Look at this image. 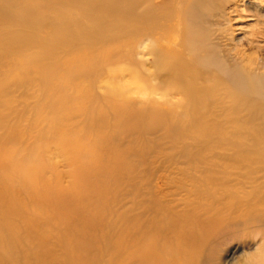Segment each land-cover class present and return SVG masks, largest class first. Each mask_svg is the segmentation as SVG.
I'll list each match as a JSON object with an SVG mask.
<instances>
[{
    "label": "bare ground",
    "instance_id": "6f19581e",
    "mask_svg": "<svg viewBox=\"0 0 264 264\" xmlns=\"http://www.w3.org/2000/svg\"><path fill=\"white\" fill-rule=\"evenodd\" d=\"M3 1L12 4L17 0ZM42 1L45 7L47 4L50 7V1ZM137 2L136 34L140 39L137 53L142 61H146V54H150L153 61L160 60L157 62V71L148 78L142 69L136 72L128 70L127 74L136 80L133 92L138 93V102L101 97L92 102L86 113L92 121L102 124L113 120L114 116L116 127L124 128L132 122L137 126L136 131L132 132L136 137L143 133L153 134L159 129L165 132L172 127L185 133L191 131V143L186 150L184 146L181 152L184 155L185 151L188 152L193 163L204 165L200 170L208 173L203 174L206 179L210 177L213 183H232L209 176V173L215 172V167L208 157L211 155L207 156L204 152L209 146L214 148L209 138L216 129V123L211 126L199 124L211 116V109L217 107L225 112L221 114L222 117L233 121L234 137L242 144L245 143L243 137L249 136L257 141L264 136V124L260 123L264 122V0ZM162 9L165 12L159 14ZM35 10L30 6L25 12L31 15ZM146 10L150 13L149 18ZM4 15L6 10L0 5V18ZM13 17L16 18L15 15L10 18ZM131 56L133 58V54H129L128 58ZM164 85L181 91L183 97L180 103L185 107L182 113L161 109L149 99V95L155 94ZM3 91L1 84L0 96ZM89 94H92L90 90H76L75 94L70 92L62 99L57 98L60 101L56 104L49 98L43 108L55 115L46 119L47 122L42 125L40 138L45 143L56 140L62 148L76 140L78 136L75 133L69 137H57V134L66 132L65 126L70 122L59 114L66 111L71 103L81 102ZM2 99L6 100L0 98V107L5 109L8 102ZM227 105L232 106L233 111L228 110ZM7 109L3 113L0 109V127L8 123L12 116L10 113L16 112L14 108L10 112ZM72 112L73 116L78 115L77 111ZM188 118L197 124L187 125L182 122ZM17 129L15 127L4 131L0 141L17 140ZM136 137L129 135L124 138L116 131L112 134L96 133L93 140L85 145L87 155L82 161L76 159L82 150L75 149L68 155L69 160H75L69 186H59L55 177L49 181L59 188V194L53 200H39L34 193L26 194L30 199L28 205L33 204L30 211L22 210L19 206V203L25 202L26 197L20 196L16 185H8L11 184L9 165L1 159L0 168L5 173L0 175V264H215L213 254H208L204 249L213 232L223 230L238 217L254 221L264 219V209L261 207L264 204V190L258 194L257 189L261 187L255 185L242 196L229 195L230 205H222L220 208L224 210L223 215L217 211L209 214L211 208H204V205H201L199 214L191 212L185 198L174 199L178 195L174 192L169 195V200L164 199L159 194L164 189L162 186L175 178L172 171L165 170L164 166L157 176L154 175L155 170H151L152 178L145 184L139 179L140 182L134 187V197L125 199L129 193L124 192L125 198L105 200L103 197L110 190L107 186L109 183L102 184L103 179L98 176L104 179L106 176L129 178L137 165L143 163L148 168L147 164L156 163V169L162 168L160 164L166 165L185 174V161H174L177 165L171 167L170 162L159 159L172 156L154 155L160 144L157 137L151 141V147L147 146L144 137L141 142L135 141ZM26 150L36 151V148ZM108 150L113 151L109 152L110 156L106 154L104 158L101 155L95 157L97 152ZM215 160L220 165L233 164L250 169L255 168L254 163L257 162L246 150L218 153ZM93 161L98 169L97 181L101 180L100 185L94 189L87 182L89 174H94L90 167ZM34 164L41 172L51 169L46 160L35 161ZM78 171L87 177H80ZM241 179H249L260 185L264 182L258 181L257 176L246 174ZM184 183L182 181L181 189L185 187ZM46 184L50 185L48 182ZM143 185L147 186H144V189L147 188L145 191ZM214 195L216 197L217 194ZM13 199H17V202ZM42 201L53 202L56 207L44 205ZM63 207L72 214L65 213ZM185 218L191 220V223L185 225ZM172 237L175 242L170 244Z\"/></svg>",
    "mask_w": 264,
    "mask_h": 264
},
{
    "label": "rangeland",
    "instance_id": "374dc122",
    "mask_svg": "<svg viewBox=\"0 0 264 264\" xmlns=\"http://www.w3.org/2000/svg\"><path fill=\"white\" fill-rule=\"evenodd\" d=\"M48 1H50V7L48 4L45 7L42 0L10 1L12 4L0 0V5L4 6V10H6V15L0 18V85L2 84L4 88L0 98H6V100H2L8 102L6 108L9 112L13 108L16 111L10 113L12 116L8 123L4 124V127H0V136H3L2 134L6 130L18 127L17 140L0 141V160L3 159L9 165L10 174L8 176L11 184L7 182L8 185H16L18 193H21L20 196L26 197L25 202L19 203L21 209L26 211H30L33 205H28L27 202L30 199L26 194L34 193L39 197V200H53L59 194L57 185L54 182H49L54 177L60 184L59 186H69L72 181L71 169L75 167V160H71L72 158L69 160L68 155L75 149V151L82 150V153L78 157L76 156V159L82 161L87 155L85 145L93 140L96 133L97 135L112 134L116 131L119 136L124 138L129 135L132 138L136 137V134L132 133L133 130L136 131L134 123L126 124L124 128L116 127L113 121L116 118L113 116V120H108L103 124L100 122V124L98 121H92L86 110L92 102L101 99V97L138 102L139 95L137 92H133L136 80L127 74L128 70L136 72L142 69L149 78L152 73H156L157 62L160 61H153L150 54H146L144 56L146 61H142L140 54L137 53L140 42L139 36L136 34L137 0ZM30 6L36 10L33 14L27 15L25 10ZM164 12L162 9L159 14ZM14 15L16 18H10ZM147 16L149 18L150 13L147 12ZM129 54H133V58L132 56L128 58ZM161 87L156 90L155 94L148 96L152 100L150 101L161 109L182 113L185 107L180 103L183 97L181 91L176 87L168 88L165 85ZM76 90H90L92 94L87 95L81 102L71 103L66 111L59 114L60 117L66 118L70 122L65 126L66 132L57 134V137H69L73 133L78 137L64 148L56 140L45 143L40 138V133H43L42 125L55 113H48L43 107L47 105L49 98L53 104H56L67 93L75 94ZM125 90L127 92H124ZM227 106L228 110L233 111L232 106ZM3 108L0 107L2 113L6 109ZM254 109L256 108L254 107ZM72 110L77 111L78 115L73 116ZM198 111H202V109H198ZM224 113L217 107L213 108L210 110L211 116L199 125L211 126L216 123V129L209 138L216 146L211 143L214 148L209 146L204 152L207 156L211 155L208 157L213 161L215 167V172L209 173V176L214 179L220 177L232 183H213L210 177L206 179L203 174L208 173L205 170H200L204 165L193 163L188 152L185 151V155L181 152L184 146L186 150L190 145L189 134L193 133L191 131L185 133V131L175 130L172 127L166 129L165 132L159 129L155 130L153 134L137 135L135 141L141 142L144 137L147 146L151 147V141L157 137L160 144L154 155L172 156L159 159V161L170 162L171 167L177 165L174 164V161H185V174H180L177 170L168 168L166 165L160 164L162 168L156 169L154 168L156 163L147 164L150 168L143 163L141 166L137 165L136 171L133 170V175L131 174L129 178L117 179L115 176H106L104 179V177L98 176L103 179L102 184L109 183L107 186L110 190L103 198L105 200L125 198L124 192L129 193L125 199L134 197V187L141 179V183L145 184L152 178L151 170H155L154 175L157 176L164 168L171 170L172 176L175 178L162 186L164 189L159 194L169 200L171 193H177L178 195L174 199L185 198L188 210L192 209L191 212L196 214L201 209V205H204V208H211L209 214H214L217 211L223 215L224 210L220 208L222 205H230L231 197L229 195L242 196L254 185L261 187L257 189V193L260 194L264 190V182L263 185L257 184V182L254 184L249 179L242 180L241 177L246 174L247 176H257L260 182L264 180V154L262 155L264 153V136L255 141L254 138L241 135L245 141L242 144L234 137L233 121L221 116ZM182 122L187 125L197 124L191 118L184 119ZM260 123L264 124V122ZM72 130L74 131L71 132ZM30 147H35L36 151L28 152L26 149ZM234 150H246L253 160H257L254 163L256 169L254 167L252 169L236 167L233 164L220 165L215 160V155L218 153ZM41 151L42 154H40ZM109 152L113 153L112 150L100 151L95 157L101 155L104 158L106 154L110 156ZM148 159L154 160L153 157ZM220 159L218 158V160ZM45 160L50 164L51 169L41 172L35 168V161L44 162ZM95 164V161L90 162L93 175L89 174L87 177L82 172L78 171L77 173L80 177L84 175L87 177L88 185L92 189L98 187L97 185H100L101 181H97L98 169ZM1 173H5V171L0 168V175ZM148 177L149 179H147ZM181 180L185 182L183 189L180 188ZM47 182L50 185L46 184ZM144 186L146 185H143L142 189L145 191L147 186L145 189ZM208 191L211 192V195ZM214 194H217L216 197ZM15 200L17 199L12 201L17 202ZM220 200L224 203L219 202ZM219 203L221 205L216 206ZM42 204H51L52 207H56V204L49 201H42ZM261 207L264 209L263 203ZM64 212L72 214V212L66 211V208ZM241 218H235L231 221L232 224L225 226L223 230L213 232L205 243V252L213 254L215 264H264V219L254 221ZM189 223L191 220L185 218V225ZM169 242L173 244L175 239L172 237Z\"/></svg>",
    "mask_w": 264,
    "mask_h": 264
}]
</instances>
